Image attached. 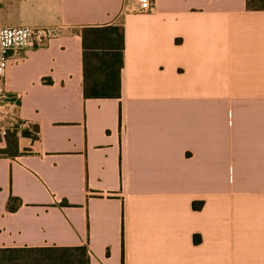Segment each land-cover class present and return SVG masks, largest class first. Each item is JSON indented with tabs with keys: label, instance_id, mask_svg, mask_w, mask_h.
<instances>
[{
	"label": "crops",
	"instance_id": "obj_1",
	"mask_svg": "<svg viewBox=\"0 0 264 264\" xmlns=\"http://www.w3.org/2000/svg\"><path fill=\"white\" fill-rule=\"evenodd\" d=\"M140 1L0 0L1 27L61 30L9 54L22 125L7 137L0 114V249L264 264V10ZM106 26L124 30L120 96L86 99L82 33Z\"/></svg>",
	"mask_w": 264,
	"mask_h": 264
},
{
	"label": "trees",
	"instance_id": "obj_2",
	"mask_svg": "<svg viewBox=\"0 0 264 264\" xmlns=\"http://www.w3.org/2000/svg\"><path fill=\"white\" fill-rule=\"evenodd\" d=\"M249 10H264V0H247ZM84 48V96L119 98L120 74L124 65V30L121 26L86 28L82 33ZM36 133L38 128L34 127ZM7 132V137L16 134ZM34 139L37 136L33 137ZM10 199L8 209L15 211ZM195 208H201L194 205ZM87 246L54 248L0 249V264H90Z\"/></svg>",
	"mask_w": 264,
	"mask_h": 264
},
{
	"label": "built area",
	"instance_id": "obj_3",
	"mask_svg": "<svg viewBox=\"0 0 264 264\" xmlns=\"http://www.w3.org/2000/svg\"><path fill=\"white\" fill-rule=\"evenodd\" d=\"M155 7L149 0H141L136 12L152 13ZM60 28L56 27H1L0 26V114H4L6 128H15L21 122L9 110L16 106L17 99L6 93L5 79L10 64V52H22L45 47L60 36ZM5 110V113H3ZM5 129V126L2 127ZM7 134V130L4 135Z\"/></svg>",
	"mask_w": 264,
	"mask_h": 264
}]
</instances>
